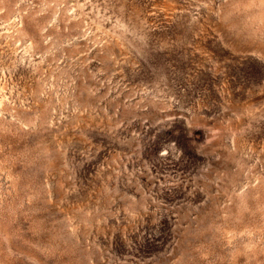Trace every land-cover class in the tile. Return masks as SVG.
I'll use <instances>...</instances> for the list:
<instances>
[{"label":"rangeland","instance_id":"rangeland-1","mask_svg":"<svg viewBox=\"0 0 264 264\" xmlns=\"http://www.w3.org/2000/svg\"><path fill=\"white\" fill-rule=\"evenodd\" d=\"M0 264H264V0H0Z\"/></svg>","mask_w":264,"mask_h":264}]
</instances>
